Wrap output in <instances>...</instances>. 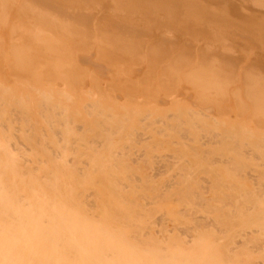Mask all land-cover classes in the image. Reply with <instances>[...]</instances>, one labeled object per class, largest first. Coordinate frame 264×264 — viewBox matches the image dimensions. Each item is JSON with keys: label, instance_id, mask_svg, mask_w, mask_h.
Instances as JSON below:
<instances>
[{"label": "bare ground", "instance_id": "obj_1", "mask_svg": "<svg viewBox=\"0 0 264 264\" xmlns=\"http://www.w3.org/2000/svg\"><path fill=\"white\" fill-rule=\"evenodd\" d=\"M47 1L0 0V264H264V0ZM126 9L156 39L126 41ZM217 22L224 57L256 55H208ZM89 44L112 57L71 50ZM121 55L139 81H107L105 104L86 78Z\"/></svg>", "mask_w": 264, "mask_h": 264}, {"label": "rangeland", "instance_id": "obj_2", "mask_svg": "<svg viewBox=\"0 0 264 264\" xmlns=\"http://www.w3.org/2000/svg\"><path fill=\"white\" fill-rule=\"evenodd\" d=\"M49 1H51V0H49ZM49 1H47V2H49ZM52 1H53V0H52ZM57 1H58V0H57ZM220 1H221L222 3L219 4V6H218V1L215 3L218 7H223V8H224L225 5H226V6H228L230 9H232V7L234 8V6H235V7H240L241 10H242V9H243V10H244V9H247V7H248L247 4H249V2H250L251 6H249V7H250V9H251V7L253 6V7H252V10L255 8V10L253 11L255 15H256L255 11H256L257 9H258V11H259V8L261 9V7H262V8L264 7V5L262 4V2H261V1L258 2V0H257V1H256V0H250V1L248 0V2H247V0H245V1H246V2H245L246 7L243 6L244 4H242V6H238V5L241 4V1L244 2V0H239V4H238V0L227 1V2H225L224 0H220ZM236 1H237V2H236ZM251 1H253L254 4H253V2H251ZM255 1L258 2V4H259V3H260V4H259V5L256 4ZM58 2H59V1H58ZM58 2H57L56 5L59 6ZM55 3H56V1H55ZM223 3H225V5H224ZM50 4H51V6H52V2H50ZM53 4H54V3H53ZM250 4H249V5H250ZM261 4H262V6L260 7ZM54 5H55V4H54ZM54 5H53V6H54ZM56 5H55V6H56ZM60 5L62 6V4H60ZM89 5H90L91 7L88 6L87 4L85 5V7H82L83 5H81V7H82V9H83V12H84V10H85L86 7H87V8L90 7V10H91V8H93V7H92L93 5H91V4H89ZM220 5H221V6H220ZM223 5H224V6H223ZM236 5H237V6H236ZM256 5H258L259 7L256 6ZM55 6H54V7H55ZM76 6H77V5H76ZM94 6H95V5H94ZM254 6H256V7H254ZM98 7H99V6L97 5V8L95 7L96 10H93V11H95V12H98L96 15L99 14V11H97ZM218 7H213V9H216V8H218ZM241 7H242V8H241ZM249 7H248V8H249ZM56 8H57V7H56ZM99 8H100V7H99ZM223 8H222V9H223ZM229 8H228V9H229ZM222 9L220 8V13H222V11H221ZM237 9H238V8H237ZM88 10H89V9H88ZM126 10H127V9H126ZM126 10H124V11H126ZM218 10H219V8H218ZM238 10H239V9H238ZM263 10H264V8H263ZM91 11H92V10H91ZM100 11H101V13H103V11L105 12V10H103L102 8H101ZM124 11H119L120 13L122 12L121 14H119V12H118V13H114V14H116V15L119 14V15H117V16H121L120 18H123V19H121V20L126 19L125 21H123V22H121V23H122V25H123V23H125L124 25L127 24L126 27H128V28L131 30V31H127V32H126L127 35H125V40H126V41H127V40H130V39H133V40H134V37H135V39H137V37L140 39L141 36H144V34H145V38H146V39H147V38L150 39V37L152 36V35H151V32H148V31H147L148 28H145L146 26L149 27L148 24L145 23V22H147V19L142 18L143 20L141 19V22H140V21H138L139 18L135 17V15H134V14H136V13H134V14H133V13H130V14H128L129 11L127 10V14H126V12L124 13ZM215 11H216V10H215ZM230 11H233V10H230ZM246 11H247V10H246ZM246 11H245V12H246ZM248 11H249V14H246V13L243 14L244 12L242 13V11H240V10L238 11V13H240V14H239L240 16L245 15L246 17H245V16H243V17H245V18H250V17H247V16H249V15L251 14V12H250L251 10L248 9ZM85 12H86V11H85ZM95 12H94V13H95ZM253 12H252V17H253V15H254ZM260 12L262 13V10H261ZM263 12H264V11H263ZM217 13H219V11H217ZM220 13H219V17L222 15V14L220 15ZM232 13L234 14V11H233ZM247 13H248V12H247ZM92 14H93V12H92ZM107 14H108V13H107ZM109 14H111V13L109 12ZM114 14H111L112 17H113V16L116 17ZM224 14H225V12L223 13V15H224ZM241 14H242V15H241ZM111 15H110V17H109V16H108V17L111 18ZM122 15H125V16H122ZM128 15H133V16H131V18H133V17H134V18H137V21L135 20V21H136L135 23H134V22L131 23L130 21H128V20H131L130 16H128ZM258 15H259V14H257V17H260V16H258ZM93 16H95V14H94ZM224 16H225V15H224ZM240 16H238V17H240ZM138 17H140V16L138 15ZM252 17H251V18H252ZM261 17H262V16H261ZM261 17H260V18H261ZM263 17H264V16H263ZM263 17H262V18H263ZM117 20H119V19L117 18ZM121 20H119V21H121ZM133 20H134V19H133ZM234 20H236V19H234ZM261 20H262V19H261ZM263 20H264V19H263ZM114 21H115V20H114ZM131 21H132V20H131ZM236 21H237V20H236ZM239 21H240V20H239ZM239 21H237V22H239ZM64 22L66 23V21H64ZM117 22H118V21H117ZM137 22H138V24H137ZM90 23H91V21H90ZM110 23H112V20H111ZM139 24H141V26H138V27H140V28L143 27V29L146 30L144 33L142 32L143 30L141 31L140 28H138V30H137L136 25H139ZM144 24H146V25H144ZM213 24H215V23H213ZM112 25L114 26L115 24L113 23ZM118 25H121V24L118 22ZM143 25H144V26H143ZM150 25H151V24H150ZM219 25H220V26H219ZM219 25H218V22H217L216 25H213V26H215L216 28H215V27L212 28L213 31H214L213 33H214V35H215L214 37H216L217 35H218V37H217L216 39L213 38L212 40H209L207 43L210 44L212 47L215 46L216 44H218V45H220L219 47H221V49L219 48L220 50L217 49V50H218V51H217V50H216L217 47L215 46V47H214V48H215L214 50L211 49V48H210V50H208V52H209L210 54H209L208 52H206L205 55H207V53H208V55H211V53H212V55H214L215 50L218 52V54H223V53H224L223 50L229 45V44L227 45V44H224V43H221V44H222V45H221L220 43L217 42V40H219V39H218L219 37H220V39H221L222 37L224 38V36H226V35L228 34V33H227V30H225V29L228 28V27H225V28L223 29V27H224L223 25H224V24L222 25V24L220 23ZM221 25H222V28H221ZM89 26H90V24H89L87 27H89ZM98 26H99V25H98ZM113 26H112V27H113ZM115 26H116V25H115ZM151 26H152V25H151ZM217 26H218V27H217ZM149 28H150V27H149ZM220 28H221L223 31L225 30V32H226L227 34H224V36H223V34H221V33H224V32H223ZM139 29H140V30H139ZM163 30H164V29H163ZM215 30H216V31H215ZM104 31H106V30H104ZM104 31H101V33H103ZM107 31H109V30H107ZM107 31H106V33H103L102 35H107V36L110 37L111 34H114V33H112L113 30H111L112 32H110V31L107 32ZM138 31H141L142 34L139 33ZM221 31H222V32H221ZM0 32H1V33H3V32L6 33L7 31H3V30H1ZM99 32H100V30H99ZM118 32H119V30H118ZM146 32H147V33H146ZM155 32H158V30L155 31ZM184 32L187 33V35H186L185 37H188V36L191 35V33H188V32H186V31H180V30L176 31V33L173 32V33H171V34H173V35H177L178 37H180L179 34H180L181 36H182V35H185V34H183ZM219 32H220V33H219ZM1 33H0V34H1ZM90 33H92V32H88V34H90ZM131 33L134 34V35L132 36ZM135 33H136V34H135ZM137 33H138V34H137ZM148 33H149L150 35H149ZM6 34H7V33H6ZM139 34H140L141 36H139ZM146 34H148V35L146 36ZM157 34H158V33H157ZM171 34H169V35H171ZM219 34L222 35V37H221ZM7 35H8V34H7ZM82 35H83V34H82ZM100 35H101V34H100ZM102 35H101V37H102ZM136 35H137V37H136ZM228 35H229V36H228ZM228 35H227L224 39H222L221 41L227 43L229 40H232V38H231L232 35H231V34H228ZM230 35H231V36H230ZM80 36H81V35H80ZM83 36H84V35H83ZM111 36H113V35H111ZM120 36H121V35H120ZM157 36H158V35H157ZM261 36L264 37V32L261 33ZM109 37H105V36H103L101 39H100V38H98V39L103 40V38L106 39V38H109ZM123 37H124V36H122V38H120V39H123ZM152 37H154V36H152ZM126 38H127V39H126ZM193 38H196V37H189V38H186V40L188 41L187 43L190 44L189 42H193V41H194V43H196L195 46H197V42L199 43L200 39H198V38L193 39ZM199 38H200V37H199ZM203 38H204V37H203ZM226 38H228V39L225 41ZM236 38H237L236 36H235V37L233 36V39H235V40H237V39L240 38V37L238 36V38H237V39H236ZM110 39L113 40V38H110ZM154 39H156V36L154 37ZM188 39H190V40H188ZM205 39H206V38H205ZM100 40H99V41H100ZM140 40H144L145 42H149L151 39H150V40H145V39H143V37H142ZM238 40H241V39H238ZM99 41H98V42H99ZM135 41H136V40H135ZM114 42H115V41H114ZM157 42L159 43L160 40H159V41L157 40ZM230 42H231V41H230ZM236 42H238V41H235V43H234V41L231 42L230 44L233 43V45H231V47L229 46V49H231V48L233 49V48L236 47L237 45H241L240 42H242V43L245 42V43H243L244 48H245V45H246V47H248V48H247L248 50L252 49L253 46H255L254 44H252V43L249 42V41L247 42V41H244V40H243V41H240V42H238V43H236ZM246 42H247L248 44L251 43V46H250V44L247 45ZM194 43H191V44H194ZM115 44H116V42H115ZM153 44H155V43H153ZM191 44H190V45H191ZM235 44H237V45H235ZM204 45H205V43H204ZM218 45H217V46H218ZM243 45H242V46H243ZM83 46L85 47L86 45H83ZM116 46H117V44H116ZM154 46H155V45H154ZM157 46H162V44H161V45H158V44H157ZM195 46H194V48L191 47V46H189V47H186V49L189 48L188 51H189L190 49H192V48L196 50L197 47H195ZM222 46H224V47H222ZM232 46H233V47H232ZM79 47H81V49L77 47V48H73V49H71V50L74 51V49H75L74 52H77V53H80V51H84V50H86L87 53L93 55V59H94L96 62H98V63L100 62L99 60H103V61H104V59H102V58L104 57V55L107 57L108 54H107V55L105 54V53H107V50H108V52H109V51L111 52L110 48H108V49H107V48L104 49V48H102V47H98L99 50H97L96 44H93L92 47H91V45L89 44V47H88V48H86V47L84 48V47H82V46H79ZM114 47H115V46H114ZM251 47H252V48H251ZM256 47H257V46H256ZM256 47H254V48H256ZM100 48L103 49V51L100 50ZM161 48H162V47H161ZM237 48H238V49H242L243 47L241 48V46H240V48H239V47H236V49H237ZM244 48H243V49H244ZM5 49H6V47H5ZM5 49H3V51H4V52H3V61H4V57H5L4 64H6V60H9V58H10V57H9V58L7 59L8 54H10V53L8 52V50H5ZM82 49H83V50H82ZM92 49H93V50H92ZM222 49H223V50H222ZM236 49H234V51H237V50H238V49H237V50H236ZM71 50H70V51H71ZM79 50H80V51H79ZM90 50H92V52H91ZM96 50H97L98 52H97ZM104 50H105L106 52H105ZM226 50H228V49H226ZM226 50H225V52H227ZM244 50H245V49H244ZM252 50H254V49H252ZM252 50H250V51L245 50V51H247L246 57H248L247 55H254V54H255V52H254L255 50H254V51H252ZM256 50L258 51L259 49H256ZM73 51H72V52H73ZM86 51H85V52H86ZM161 51H162V49H161ZM213 51H214V52H213ZM241 51H243V50H241ZM245 51L240 52V53H239V51H238L239 56L242 55V54L244 55V54H245V53H244ZM260 51H261V50H260ZM260 51H259V52H260ZM6 52H8V54H7ZM90 52H91V53H90ZM99 52H101V53L105 52V53L101 55V54H98ZM110 52H109V53H110ZM142 52H143V51H142ZM142 52L139 51V54L142 55ZM191 52H192V51H191ZM217 52H216V53H217ZM230 52H231V51H230ZM232 52H233V51H232ZM251 52H254V54L251 53ZM189 53H190V52H189ZM196 53L198 54L197 51H195V52L193 51V54H196ZM216 53H215V54H216ZM227 53H228V52H227ZM234 53H235V52H234ZM234 53H231L233 56H231L230 53H229V55H228V54H227V55H228L229 57H230V56H231V57H234V55H235ZM238 53L236 52L237 55H238ZM256 53H258V52H256ZM6 54H7V55H6ZM111 54H112V52H111ZM111 54H109L108 56H111V57H112ZM258 54H259V53H258ZM263 54H264V53H263ZM94 55H96V57H95ZM98 55H99V56H98ZM118 55H119V54H118ZM225 55H226V54H225ZM237 55H235V57H236ZM255 55H256V54H255ZM259 55H260V54H259ZM6 56H7V57H6ZM114 56H117V55H114ZM121 56H122V55H121ZM121 56H120V58H121L120 60L123 59L124 61L122 60V61H123V62H122V61H120V60L118 59L117 62H118V63L122 62V63H126V64H128L129 62H126V61L128 60V57H127V59H126V61H125V58H124V57H126V56L123 55V56H122L123 58H122ZM228 56H227V57L225 56V57L228 58ZM239 56H238V57H239ZM260 56H261V55H260ZM97 57H98V58H97ZM111 57H110V58H111ZM161 57H162V55H161ZM223 57H224V54H223ZM225 57H224V58H225ZM241 57H242V56H241ZM261 57H262V56H261ZM263 57H264V56H263ZM263 57H262L261 60L264 61V58H263ZM97 59H98V60H97ZM177 59H178V57L176 58V60H177ZM129 60H131V59L129 58ZM129 60H128V61H129ZM261 60H260V61H261ZM117 62L114 61V63L110 64L109 67H110L111 65L114 66ZM130 62H131V61H130ZM155 62H157V61L155 60V61H153L152 63H155ZM158 62H159V61H158ZM173 62H174L173 65H175V62H176V64H177L178 61H173ZM105 63H107V62H105V61L102 62V64H105ZM136 63H137V64H136ZM136 63L128 64V65L122 64V67H123L122 70H123V71H124V70L127 71V70H129V69L131 70V68H132L133 71H132V70L129 71L130 73H129V72H126V73H125V71H124V72L122 71V73L120 72V73H121V74H120V73H119L120 68H119V69L117 68V67L119 66V64H117L118 66L116 65L117 67L114 66V68H112V66H111V67H110V68H111V71H112V70H113V71H112V72H111V71L109 72V75H110V73H112V74H111L112 76L110 77V79H109V78L107 79L105 76H104V77H99L100 75L97 76V77H92V76H96V74H98V73L96 72V70H95V75H93V74H94V66H88V67H87V71H88L87 75L84 74V73H85V70H86L85 67H84V71L80 69V70L83 72L82 74H84V75L81 74V76H82L83 78H86V77H92V79H88V78H86V79H87L86 81L88 82V86L90 87V88L88 87L89 89H91V86L93 87V84H94L93 82H94V80H95V81H97V80H98V81H101V83L98 82V83L100 84V85H98V87L100 86V87H101V90L96 86L97 84L94 85V86H96V88L98 89L97 92L102 93L103 91L105 92L106 89H110L111 87L115 86V85H116V82L121 83V81H123L122 83L128 84V83H133L132 81H139V80H137V77H135V75H134V74H135V73H134V72H135L134 67L137 68V66H143L144 64L141 63L140 61H139V62H136ZM162 63H166V61L161 62V60H160V63H155L156 65L154 64L155 69H156V71L154 70L155 73H156L155 75H159L160 73H163V72H165L166 70H168V72H166V73H170L169 75H171V77H172L170 81H174V80H173V79H174V71H175L174 68H176V66H170V67H168V65H166V64H163V66H161ZM168 63H169V62H168ZM120 64H121V63H120ZM160 64H161V65H160ZM169 64L171 65V63H169ZM178 64H179V63H178ZM151 65H152L151 67H153L152 69H154L153 64H151ZM6 66H7V67H6ZM6 66H5V68L3 69V73H4L5 78H6L7 80L9 79V81H12V80H10V75H9V73H8V70H7V69H8V65L6 64ZM126 66L128 67V69H127ZM130 66H133V67H130ZM156 66H157V67H156ZM166 66H167V67H166ZM125 67H126V68H125ZM179 67H181V65H178V66H177L178 69H179ZM201 67H202V71H204V70H206V69H209V70L213 71L214 73H216L215 70L212 69V68L215 67V65H213V66H211V67H208V66H206V65H204V64H201ZM6 68H7V69H6ZM157 68H158V69H157ZM177 68H176V71L178 70ZM115 69H118V70L116 71ZM161 69H162V70H161ZM92 71H93V72H92ZM120 71H121V70H120ZM91 72H92V73H91ZM114 72H117V74L115 73V75H114V74H113ZM89 73H90V74H89ZM123 73H124V75H123ZM127 73H128V74H127ZM130 74H131V75H130ZM179 74H180V76H179ZM85 75H86V77H85ZM89 75H90V76H89ZM120 75H123V76H121L122 78L120 77ZM133 75H134V76H133ZM81 76H80V77H81ZM127 76H130V77H129V78H126V80H125L124 77H127ZM143 76H144V74H143ZM107 77H108V76H107ZM115 77H116V78H115ZM117 77H118V78H117ZM181 77H182V73L179 72V73L177 74V77H176L175 81H177V80L180 79ZM96 78H97V79H96ZM102 78H103V79H102ZM130 78H131V79H130ZM11 79H12V78H11ZM115 79H119V80H115ZM120 79H121V80H120ZM128 79H129V80H128ZM180 80H181V81H185L184 78H181ZM180 80H178V81H180ZM90 81H91V82H90ZM107 81H108V82L113 81V83H115V84H110V83H108ZM147 81H148V80H147ZM149 81H150V80H149ZM151 81H152V80H151ZM153 81H156V80H153ZM231 81H235V79H234V80H231ZM104 82H106V83H104ZM91 83H93V84H91ZM111 83H112V82H111ZM103 84H104V85H105V84H107V85L110 84L111 87L109 86L110 88H109V87L107 88V85L103 86ZM165 84H166V83H165ZM96 88H95V90H93V91L95 92V94H96L95 97H102L103 100H104V99L107 100L108 98L106 99V98L103 96V95H104V92L102 93V95H98V93L96 92V90H97ZM103 88H104V90H102ZM160 88H161V87H160ZM174 88H175V86H174ZM89 89H88V91H89ZM111 89H112V88H111ZM162 89H163V88H162ZM61 90H62V89H61ZM174 90H175V89H174ZM58 92H60V91H58ZM100 93H99V94H100ZM89 95H90V94H89ZM91 95H93V94H91ZM83 96L86 97L84 94L82 95V97H83ZM87 96H88V95H87ZM82 97H80V99H83V98H84V97H83V98H82ZM85 99H86V98H84V100H85ZM103 102H104V101H103ZM107 102H110L109 99H108L107 101H105V104H108ZM110 103H111V102H110ZM110 103H109V104H110ZM144 106H145V105H144ZM149 106H152V104L149 105ZM151 108H152V107H151Z\"/></svg>", "mask_w": 264, "mask_h": 264}]
</instances>
